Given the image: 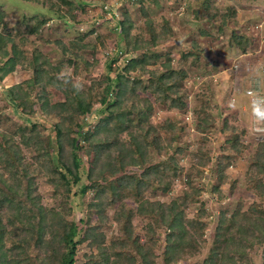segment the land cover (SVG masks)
Listing matches in <instances>:
<instances>
[{
  "label": "trees",
  "instance_id": "16d2710c",
  "mask_svg": "<svg viewBox=\"0 0 264 264\" xmlns=\"http://www.w3.org/2000/svg\"><path fill=\"white\" fill-rule=\"evenodd\" d=\"M23 1L36 2L46 13L22 15L21 26L25 31L14 34L6 22L8 13L0 6V85L17 70L20 58L26 56L34 42L45 41L44 33L50 21L67 18L80 24L75 12L80 9L88 13L92 9L86 4L74 7L68 0ZM137 2L140 3L138 17L128 3L127 10L119 17L116 26L118 55L112 63L138 53L139 57L117 75L116 86L107 78L106 83H99L105 87L96 84L94 91L77 92L71 78L63 76L61 66L64 64L71 65L74 61L76 69L79 65H88L83 58L88 50L82 46L87 32L73 41L56 42L60 61L55 65L50 61L51 52L33 50V64L24 69L31 77L1 92L26 125L0 138V170L3 169L0 172V264H79L78 255L85 243L95 249L84 264H254V254L258 252L264 264L262 203L246 207L240 202L231 215L224 210L218 217L208 248L205 233L210 219L202 190L196 185V181L204 179L202 169L207 167L217 178L215 192L225 183L230 184L231 192L234 191L236 180L229 171L233 159L248 147L242 141L246 131L230 126L223 128V133L230 129L229 146L226 153L219 152L217 159L205 148L193 152L187 147L175 146L181 137L189 134V129L171 120L161 126L155 125L153 102L140 94L150 91L155 102L165 106L167 111L185 114L189 95L180 83L188 78V69L197 65L201 56L200 38H204L201 35H216L213 29L201 28L194 31L199 37L188 50L178 47L168 50L165 41L177 39L178 33L162 9L163 0ZM216 3L217 0H196L191 5L192 19L195 24L214 23L216 33L224 38L226 32L230 34L238 27V10L227 3L223 12L216 8ZM228 40L241 50L255 44L252 36L236 32ZM99 41L104 45L102 39ZM45 43L50 44V41ZM158 64L161 66L151 69ZM130 69L141 70L135 82L128 80ZM147 74L150 79L145 84L143 78ZM68 89L66 100L57 103L56 112L52 113L60 121L54 124L55 150L50 135L40 136L42 130L38 124L49 122L48 105L42 107V117L35 119L34 104L44 98L38 95L40 91L49 94L52 90ZM197 98V133L200 142L205 143L211 126L216 123L212 117L214 107L209 95L199 94ZM95 100L108 107V117L100 121L96 134L106 132L108 138L94 144L96 160L88 161L87 153L83 164L79 156L82 148L79 138L85 140L83 128L88 123L77 124L78 135L71 138L68 152L62 140L67 132H63L61 120L73 124L76 114L90 122ZM18 135L20 140H17ZM28 147L35 154L34 169L23 153V150L29 152ZM255 147L246 179L251 192L264 196V139ZM187 154L191 157L188 167L180 161ZM105 159L108 162L103 164ZM100 165L104 168L97 170L96 166ZM40 177L45 179L47 186L64 196L63 208L42 203L38 194ZM179 185L181 188L174 195ZM72 192L82 199L75 208L70 204ZM192 205H199V209L190 217L187 211ZM79 206L86 217L76 221L74 213ZM201 247L206 249V256L192 263L191 259L198 257Z\"/></svg>",
  "mask_w": 264,
  "mask_h": 264
},
{
  "label": "rangeland",
  "instance_id": "374dc122",
  "mask_svg": "<svg viewBox=\"0 0 264 264\" xmlns=\"http://www.w3.org/2000/svg\"><path fill=\"white\" fill-rule=\"evenodd\" d=\"M59 1V0H57ZM196 0H163L162 9L167 13L168 17L173 21L174 26L177 28L176 33H178V38L165 41L166 49H174L176 47L182 50H188L191 47V43L194 39L199 36L194 33V31L208 27L213 29L212 33L216 36L211 37V35H201L200 44L202 46V53L199 60L196 62L197 65L192 66L188 69V78L182 81L181 87L186 89L188 92V110L185 114L167 111L165 106H161L155 102L150 91H145L141 96L151 99L153 102V117L152 120L155 125L161 126L164 122L171 120L183 123L189 129V134L187 136L181 137L175 144L179 147H187L191 151H196L199 148H205L214 155L215 159L220 155L219 152L226 153L228 150V137L230 136V129L225 133L222 129L226 127H237L239 130L246 131L245 137L242 141L244 145H247L246 149L243 150L242 154L237 155L233 159L232 166L230 168V174L235 178V189L233 192L230 190V184L225 183L221 186L220 191L215 192L214 189L217 187V178L213 177L212 172L209 168H203L205 173L204 179L201 181H196V185L202 190V200L205 202L206 211L209 215V227L206 230L205 239L208 241V248L211 246L213 238V230L217 225V220L219 215L223 214L224 210H227L230 215L231 212L237 207L238 203L246 207L253 203L261 202L264 206V196H258L254 192H251L249 184H247V171L249 169L250 159L255 153L256 145L258 142L263 141L264 135H259L254 131L253 120L251 116L250 100L245 96V92L253 89L259 84L260 79V66L264 63V0H217L216 8L220 11H225L227 3L234 5L236 10H238L237 21L238 27L235 31H228L224 38L220 37L217 32V26L214 23H207L205 21L195 22L193 21L194 13L191 10V5ZM72 3L74 7L79 6L78 4H86L92 9L88 10V13L81 12L82 10L75 12L77 19L81 21L80 24L76 23L70 19H53L47 25V31L44 33L45 41H36L29 47L26 56L20 58L16 71L10 73L0 85V138L1 136H9L13 134L21 125H26L22 123L19 119L20 115H16L13 109V105L6 101L2 95L3 89L9 88L22 80H27L29 72H24V69H29L34 61L33 50L40 49L42 51L51 52V63L53 65L60 61V52L56 53V48L59 45L57 41L67 42L73 41L80 34L86 35L82 41V46L87 48L88 55H84L88 62V65H79L76 69V62L72 61L71 65L64 64L61 66V71L63 76L67 75L71 78L72 84L81 83L83 85L81 91H94L96 84L103 83L108 79L113 80V86L117 85V75L123 72V69L128 67L131 61L139 57V53L131 58H124L122 61H117L112 63L116 56L118 55V45H116V40L119 37V31L116 28L119 17L122 15L123 10H127L125 5L130 4V10H133L135 17L139 16L138 5L140 4L137 0L127 1V0H68ZM132 2V3H131ZM109 7L112 9L111 12L107 11L104 14L102 7ZM139 3V4H138ZM0 6L7 11L6 22L8 28L16 33L24 32V26H21L22 15H37L44 12V8L41 5L36 4V2H25L23 0H0ZM95 6V7H93ZM132 7V8H131ZM129 9V8H128ZM152 9H155L154 7ZM114 14L118 17L114 18ZM73 18V17H72ZM73 21V22H72ZM90 31H92L90 33ZM244 35L247 34L255 39V44L246 50H241L240 48H235L236 46L231 45L228 37L232 33ZM102 39L104 45L98 40ZM220 37V38H219ZM18 39V37H16ZM50 41L49 43H45ZM219 41V42H218ZM95 49L92 51V48ZM96 50V53H95ZM46 52V54H47ZM95 53V54H93ZM175 57V61L177 60ZM190 61V59L188 60ZM186 62V60H185ZM161 66V64L152 67L151 69H156ZM4 67V65L2 66ZM6 67V65H5ZM22 71V72H20ZM139 69H130L128 73V80L135 82L139 79L140 75ZM144 83L150 79L147 74L144 76ZM106 83V82H105ZM104 83V84H105ZM100 85V86H99ZM99 87H105L103 84H99ZM41 89V88H40ZM102 90V89H101ZM264 94V86L261 89ZM69 91H59L52 90L47 94L46 92L40 91L38 95H44V98L34 104V110L37 111V116L34 115L35 119H40L41 109L43 106L48 105V113H51L49 122L44 121L46 125L38 123L40 129L42 130L41 137L45 138L50 135L53 139V145L55 144L56 127L55 123H60L58 118H55L56 104L64 102L66 100V93ZM140 92V91H139ZM138 92V94H139ZM209 95L213 105L212 117L216 123L211 126L207 134V140L205 143L200 142L197 133L198 127V114L196 113V108L198 105L197 96ZM37 95V94H36ZM37 95V96H38ZM82 93H80V96ZM47 96V97H46ZM234 103V106H232ZM56 106V107H55ZM20 110V109H19ZM102 113V114H100ZM70 114V113H69ZM191 115V120L187 121V115ZM74 123H70L64 119L61 120L63 124V132H67L62 140L64 141V149L70 152L71 138L77 136L79 126L86 125L83 130L86 132L84 134V139L81 142L82 148L79 150V156L82 163L85 164L84 159H86L88 153V161L91 159L96 160L97 151L94 147L95 143H99L107 140L108 136L106 132H101L96 134V131L100 126L98 124L103 118L108 117V107L97 103L94 101V105L91 112L90 122L85 120L83 117H77L76 114ZM57 121V122H56ZM62 129V128H61ZM84 132V133H85ZM91 133L95 136H89L87 133ZM17 140H20V136H17ZM182 145V146H181ZM29 152L23 150L25 157H28V163L35 168L34 163V151L29 147L27 148ZM89 149V150H88ZM49 154L46 158H48ZM190 154L180 159L183 165L189 166ZM107 159L103 160V164H106ZM70 164V161H67ZM91 165V163L89 164ZM72 167V164H70ZM97 170H102L104 167L102 165L96 166ZM64 171V170H63ZM3 172V169L0 170ZM58 175V173H56ZM85 177V176H84ZM39 183V197L42 198V203L45 206L56 207L57 209L63 208L65 206L62 199L64 196L58 191L55 192L51 187L47 186L46 181L43 177L38 178ZM181 185L175 188L176 195L180 190ZM70 204L75 208L78 206L82 199L77 197L73 192L71 193ZM199 205H192L188 208V215L193 217L197 214ZM74 219L79 221L82 217H86L85 212L79 206L75 213ZM95 249V248H94ZM93 248L89 247L87 243L84 244L83 249L78 255L79 264L86 263L92 256L94 251ZM199 255L197 258H192L191 262L195 263L199 258H204L206 256V249L200 248L198 251ZM257 254V255H256ZM254 254V264H263L261 259V252ZM201 259V260H202ZM200 260V261H201Z\"/></svg>",
  "mask_w": 264,
  "mask_h": 264
},
{
  "label": "clouds",
  "instance_id": "9594fccd",
  "mask_svg": "<svg viewBox=\"0 0 264 264\" xmlns=\"http://www.w3.org/2000/svg\"><path fill=\"white\" fill-rule=\"evenodd\" d=\"M73 87L79 92L82 90L83 85L76 83ZM248 96L251 98L250 109L254 131L264 133V94L260 90H252L248 92ZM232 106H234V103Z\"/></svg>",
  "mask_w": 264,
  "mask_h": 264
},
{
  "label": "built area",
  "instance_id": "2783aa9c",
  "mask_svg": "<svg viewBox=\"0 0 264 264\" xmlns=\"http://www.w3.org/2000/svg\"><path fill=\"white\" fill-rule=\"evenodd\" d=\"M103 9H104L105 11H107V13L112 11L111 8L106 7V6H104ZM113 17H114V18H117L118 15H117V14H114ZM259 70H260V79H259L258 81H259L261 84H259V86L255 87V88L250 89V90H248V91L245 92V96H247L248 98H250V97L248 96V92H249V91H252V90H260V91H262V90H261V89H262V86H264V63L260 66ZM262 94H263V93H262ZM186 119H187V121H190V120H191V115L188 114ZM258 134H259V135H262V136L264 135V133H258Z\"/></svg>",
  "mask_w": 264,
  "mask_h": 264
}]
</instances>
